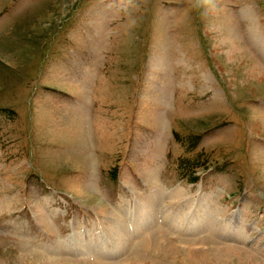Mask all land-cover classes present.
Returning <instances> with one entry per match:
<instances>
[{"label":"rangeland","instance_id":"rangeland-1","mask_svg":"<svg viewBox=\"0 0 264 264\" xmlns=\"http://www.w3.org/2000/svg\"><path fill=\"white\" fill-rule=\"evenodd\" d=\"M0 264H264V0H0Z\"/></svg>","mask_w":264,"mask_h":264},{"label":"bare ground","instance_id":"bare-ground-1","mask_svg":"<svg viewBox=\"0 0 264 264\" xmlns=\"http://www.w3.org/2000/svg\"><path fill=\"white\" fill-rule=\"evenodd\" d=\"M170 196L171 197H176V196H181L180 197V199H183L184 197H185V194L183 193V190H177L176 191V193L175 194H170ZM168 197H169V195H168ZM179 199V200H180ZM145 202H151V200L150 199H147ZM152 203V202H151ZM194 206V205H193ZM138 209V208H137ZM139 211H141V213L140 214H138V219L137 220H135V221H137V226H139V227H142L143 225H145L143 222H145L146 221V218H148V215L149 214H151L150 212L148 213V205H147V207H146V203L144 204V205H140L139 206V209H138ZM197 213V212H196ZM146 214V215H145ZM143 215V216H142ZM140 216H142V217H140ZM188 217H190L189 218V220H188ZM203 217V221H207V217H205V216H203V215H199V218L198 219H196V215L195 214H193L191 211H179V217H178V222H177V226H175V227H177L179 230H182V231H184V232H188V231H194V230H196L199 226H200V228L201 229H199V230H197V231H200V230H208L211 226H209L208 227V225L209 224H212V221H213V216H209V221L210 222H208L207 221V223H205L204 225H202L201 224V222L199 221V219L200 218H202ZM169 218V217H168ZM141 219V221H139ZM188 220V222H186V225H185V221H187ZM201 221H202V219H200ZM202 221V222H203ZM175 222V221H174ZM120 222H119V219L115 216V217H112V215L108 218V222H105V225H106V229H107V231H108V234H109V236H110V239H111V237H117V229L119 228L118 226V224H119ZM115 224V226L114 227H112L113 225ZM175 224H176V222H175ZM206 226V227H205ZM174 227V228H175ZM211 229H212V227H211ZM113 230V231H112ZM210 230V229H209ZM240 229H238V231H239ZM242 231V230H241ZM241 231H239V232H241ZM114 232V233H113ZM242 233V232H241ZM125 234V235H124ZM243 234V233H242ZM128 237L129 235L128 234H126V233H123V240L125 239V237ZM238 236V235H237ZM240 236V235H239ZM242 237V236H241ZM241 237H239V238H241ZM130 239L132 240V239H134V237L133 236H130ZM112 241H114V243H115V245H116V247L117 248H120L119 247V245L118 244H116V242H117V239H111ZM119 240V239H118ZM135 240V239H134ZM122 243V242H121ZM109 246V245H108ZM110 247V246H109ZM105 248H107V246L105 247ZM111 248V247H110ZM112 249H114L113 247H112ZM227 251H231V249H227Z\"/></svg>","mask_w":264,"mask_h":264}]
</instances>
